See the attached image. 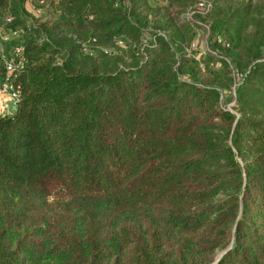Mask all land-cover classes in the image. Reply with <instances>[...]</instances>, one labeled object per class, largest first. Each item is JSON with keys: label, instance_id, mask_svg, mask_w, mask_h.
<instances>
[{"label": "trees", "instance_id": "16d2710c", "mask_svg": "<svg viewBox=\"0 0 264 264\" xmlns=\"http://www.w3.org/2000/svg\"><path fill=\"white\" fill-rule=\"evenodd\" d=\"M22 1L0 0L18 34L0 53L17 93L0 114V264H264V0H205L204 53L142 30L192 29L173 14L197 0H45L57 18L33 23ZM195 55L233 84L230 108Z\"/></svg>", "mask_w": 264, "mask_h": 264}, {"label": "rangeland", "instance_id": "374dc122", "mask_svg": "<svg viewBox=\"0 0 264 264\" xmlns=\"http://www.w3.org/2000/svg\"><path fill=\"white\" fill-rule=\"evenodd\" d=\"M255 1H263V0H255ZM30 0H23L20 4V8L18 9V12L20 13L21 17L27 21V23H33L40 20H51L53 21L55 18H57L58 13H56L52 7L46 6L42 7L39 11V13H36L34 10L37 7L35 4L32 8ZM163 9L166 7V1L161 2L158 4ZM183 11V10H182ZM177 14H173V18L178 19L180 22H183L184 19L187 21H190L194 26L192 29H186L184 27L179 26L180 24L175 22V25H177V28L173 30V27L165 25V27L162 29L161 26L163 25L164 19L161 18L158 20V22H149L147 25L142 27L143 34L149 35L154 33L156 30V33L160 32V34L163 32L166 37L173 38L174 43L184 46L185 49L192 50L193 53L200 52H208L211 50L212 41L210 39V32L208 29V22L202 21L200 17V12L194 11V13L190 16V18L186 19L184 18V11ZM190 15V14H189ZM196 22H199L200 24H197ZM172 31V32H171ZM193 43V44H192ZM189 44V45H188ZM192 44V47H191ZM116 55L120 57V61L118 62L119 65H125V66H131L134 62V58L131 56V52L129 49H122L121 51L117 50ZM187 64L191 67V71L193 74L197 75L198 77H208L210 79H214L215 83H221L224 85V93L220 97V102L223 106L230 108V105L232 103V90H233V84H227V82L224 80V77L222 76H214L211 73L206 72L204 68V64L202 61L197 59V55L194 57H188L186 58ZM218 65L217 62L213 64V66ZM188 69V68H187ZM185 69V70H187ZM184 70V71H185ZM234 78V73H229L225 75L226 77ZM181 77L187 78L185 74H180Z\"/></svg>", "mask_w": 264, "mask_h": 264}, {"label": "built area", "instance_id": "2783aa9c", "mask_svg": "<svg viewBox=\"0 0 264 264\" xmlns=\"http://www.w3.org/2000/svg\"><path fill=\"white\" fill-rule=\"evenodd\" d=\"M33 4H35L37 6L35 8V10H34L36 13H39L40 9L43 6L47 5L45 0H36V1L32 2L31 3V5H32L31 7L32 8L34 7ZM208 7H209V2L208 1L197 0L195 3H193L191 5H188L185 8V10L183 12L184 13V18H186V19L190 18V16L194 13V11H198V12L202 13ZM10 19H11V17L6 14L4 16L3 24H5L6 22L10 21ZM196 23L200 24L199 22H196ZM3 24L0 25V53H3V48H4L5 42L9 41L11 38H14V37L18 36L16 31H11L9 29L8 30L4 29L3 28ZM192 44H191V47H192ZM21 50H22L21 46H15L13 48V53L15 55H18V58L16 60L11 55H9V56H4L3 55L2 64H3V69H4V72H5V77L9 76L13 72V70L16 69V67L20 65V63L22 61ZM103 51L107 52L106 49H104ZM107 53H109V52H107ZM0 95H5L7 97V99L9 100V103L12 106H15V103L17 101V93H16L12 83L9 80L5 79L0 84Z\"/></svg>", "mask_w": 264, "mask_h": 264}, {"label": "crops", "instance_id": "0c3cea01", "mask_svg": "<svg viewBox=\"0 0 264 264\" xmlns=\"http://www.w3.org/2000/svg\"><path fill=\"white\" fill-rule=\"evenodd\" d=\"M14 106L9 103L5 95H0V114L10 115L13 112Z\"/></svg>", "mask_w": 264, "mask_h": 264}, {"label": "water", "instance_id": "95a60500", "mask_svg": "<svg viewBox=\"0 0 264 264\" xmlns=\"http://www.w3.org/2000/svg\"><path fill=\"white\" fill-rule=\"evenodd\" d=\"M221 253H218L217 255H216V258L220 255Z\"/></svg>", "mask_w": 264, "mask_h": 264}]
</instances>
